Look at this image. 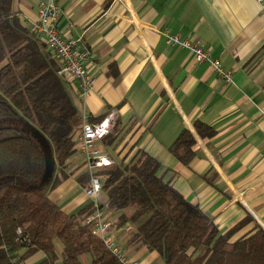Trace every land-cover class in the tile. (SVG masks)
Returning a JSON list of instances; mask_svg holds the SVG:
<instances>
[{"label": "crops", "instance_id": "obj_1", "mask_svg": "<svg viewBox=\"0 0 264 264\" xmlns=\"http://www.w3.org/2000/svg\"><path fill=\"white\" fill-rule=\"evenodd\" d=\"M55 2L61 35L93 54L94 85L86 96L79 93L78 81L65 80L77 110L87 122L118 112L109 138L113 142L102 141L107 155L119 161L139 150L148 153L159 161L163 179L212 217L222 233L245 217L252 221L235 238L256 226L264 231V5L257 0ZM38 3L13 4L29 31ZM166 35L200 42L231 72V82L217 76L210 64L197 63L190 51L168 45ZM196 122L212 128L214 136L201 138ZM182 129L196 143L188 165L169 151ZM79 137L68 177L55 187L68 182L67 188L49 194L66 214L90 204L78 181L86 172ZM106 216L115 223L117 215ZM113 234L130 260L162 264L158 253L129 243V223L115 224ZM45 258L39 251L25 264H43Z\"/></svg>", "mask_w": 264, "mask_h": 264}, {"label": "trees", "instance_id": "obj_2", "mask_svg": "<svg viewBox=\"0 0 264 264\" xmlns=\"http://www.w3.org/2000/svg\"><path fill=\"white\" fill-rule=\"evenodd\" d=\"M14 1L0 0V264H25L39 251L46 256L43 264H120L84 224L94 213L91 203L66 214L49 199L68 177L83 118L56 60L21 24ZM195 127L203 139L215 134L201 122ZM33 130L48 142L55 160L52 178L41 185L45 163ZM110 136L105 144L113 142ZM195 149L186 129L169 147L183 165L194 159ZM113 161L98 172L104 177L99 205L106 215H117V227L132 226L129 243L158 253L164 264H264L262 229L235 238L250 217L222 233L212 217L163 179L159 161L148 153ZM78 181L87 188L88 173Z\"/></svg>", "mask_w": 264, "mask_h": 264}, {"label": "built area", "instance_id": "obj_3", "mask_svg": "<svg viewBox=\"0 0 264 264\" xmlns=\"http://www.w3.org/2000/svg\"><path fill=\"white\" fill-rule=\"evenodd\" d=\"M257 1L264 5V0ZM59 16L60 10L55 0H39L37 19L30 32L51 52L59 66L58 75L65 80L78 81L79 93L86 96L94 85L89 69L93 54L75 41L61 35L58 29ZM166 43L190 51L197 63L210 64L217 76L227 83L231 82V72L223 70L219 60L213 58L200 42L181 40L176 35H166ZM117 114V110H112L98 122H87L85 118L82 121L79 151L89 176V185L84 193L94 207V213L85 219L84 224L92 226V233L99 237L104 247L120 264H139L137 261L130 260L118 246L113 234L114 224L106 216L105 209L99 205L104 177L98 175V172L114 164L103 148L102 141L112 132Z\"/></svg>", "mask_w": 264, "mask_h": 264}, {"label": "water", "instance_id": "obj_4", "mask_svg": "<svg viewBox=\"0 0 264 264\" xmlns=\"http://www.w3.org/2000/svg\"><path fill=\"white\" fill-rule=\"evenodd\" d=\"M32 135L39 144L44 157L45 171L41 179V182L39 183V185H41L43 183H48L52 178L53 173L55 171V160L53 157L51 147L48 144V142L45 140V138L36 130H33Z\"/></svg>", "mask_w": 264, "mask_h": 264}, {"label": "rangeland", "instance_id": "obj_5", "mask_svg": "<svg viewBox=\"0 0 264 264\" xmlns=\"http://www.w3.org/2000/svg\"><path fill=\"white\" fill-rule=\"evenodd\" d=\"M80 168L81 167H83L82 165L81 166H79ZM67 184H69L68 182L67 183H65V186H68ZM64 185H62L61 187H57V188H55V190H51L50 192H49V194L52 192V191H56L57 190V192H63L64 190H65V188H67V187H65ZM162 264H164L163 263V261H162Z\"/></svg>", "mask_w": 264, "mask_h": 264}]
</instances>
